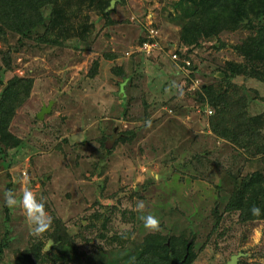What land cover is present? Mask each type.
<instances>
[{"label":"rangeland","instance_id":"obj_1","mask_svg":"<svg viewBox=\"0 0 264 264\" xmlns=\"http://www.w3.org/2000/svg\"><path fill=\"white\" fill-rule=\"evenodd\" d=\"M176 2L121 0L111 12L85 10L75 21L82 27L58 45L39 41L44 27L24 41L13 33L0 40V65L4 53L11 57L5 82L33 81L9 129L22 145L0 153V264H14L17 252L37 241L51 248L46 233L32 235L21 208L3 203L5 191L19 195L24 188L45 200L52 226L60 220L77 239L86 253L80 264L122 258L123 248L150 233L189 240L192 264H226L238 254V264H264V220L244 223L239 208L227 209L237 180L264 175V153L217 137L209 124L214 109L198 99L204 85L224 78L225 63L242 61L233 48L249 33L223 32L188 53L180 46ZM50 10L44 9L47 17ZM149 17L165 49L153 57L136 54ZM174 48L190 56L183 62L197 65L193 77L171 59ZM232 82L247 97L248 115H264V82ZM138 200L145 201L143 212L135 208ZM148 213L159 219L157 230L138 219ZM100 234L131 237L119 248Z\"/></svg>","mask_w":264,"mask_h":264},{"label":"trees","instance_id":"obj_2","mask_svg":"<svg viewBox=\"0 0 264 264\" xmlns=\"http://www.w3.org/2000/svg\"><path fill=\"white\" fill-rule=\"evenodd\" d=\"M112 0H0V40L8 33L18 35L21 40L30 39L32 33L40 27L45 33L39 41L44 44L58 45L73 38L82 27L75 21L85 10L101 9L106 11ZM124 2V0H122ZM182 28L180 46L188 53L200 49L204 44L219 41L223 32H235L240 29L248 31V36L240 44L234 46L241 62L229 61L220 69L224 78L218 85H204L198 92V99L208 103L214 109L209 124L212 132L219 138L228 140L240 149L251 146L264 153V115H248L247 97L241 95L232 81L239 77L252 78L264 82V0H178L174 4ZM51 8L48 17L44 9ZM109 14V13H108ZM105 14L107 17L109 16ZM48 21V22H47ZM47 22V23H46ZM111 22V21H108ZM147 29L138 45L147 40ZM61 41V42H60ZM164 51H157L156 53ZM181 60L177 61L182 72L193 77L197 65L190 60L187 65L182 60L190 56L176 51ZM143 55V53L136 52ZM0 65V153L19 148L22 140L10 132V125L17 109L30 96L33 85L31 79L18 76L7 83L4 76L12 70L11 57L4 53ZM98 62H94L91 75H95ZM236 122V123H235ZM132 133L126 132V136ZM122 137L119 141H127ZM111 153V148H106ZM231 192L227 209L239 208L241 221L264 220V175L259 172L237 180ZM253 206H259L262 213L254 217ZM93 217L97 218L96 214ZM131 236L112 235L108 238L100 234L99 238L123 248ZM51 248L46 251L45 241H37L25 251L17 252L14 264H80L85 252L77 245V239L69 232L60 220H56L46 233ZM86 239L85 242H89ZM193 243L183 237L168 238L161 233H150L132 247L123 248L126 254L114 261L104 264H192L194 261ZM102 260L104 256L101 254Z\"/></svg>","mask_w":264,"mask_h":264},{"label":"clouds","instance_id":"obj_3","mask_svg":"<svg viewBox=\"0 0 264 264\" xmlns=\"http://www.w3.org/2000/svg\"><path fill=\"white\" fill-rule=\"evenodd\" d=\"M145 123L148 127H151L150 120ZM3 203L9 209L17 207L22 209L25 221L29 225L33 236L40 237L51 229L52 217L46 210L45 200L38 198L32 189L24 188L19 195L13 189H8L3 194ZM145 207L144 200H138L135 205V208L141 212H143ZM250 211L254 217H259L262 213V209L259 206H253ZM138 219L146 230L154 231L159 228V219L151 213L141 214Z\"/></svg>","mask_w":264,"mask_h":264},{"label":"built area","instance_id":"obj_4","mask_svg":"<svg viewBox=\"0 0 264 264\" xmlns=\"http://www.w3.org/2000/svg\"><path fill=\"white\" fill-rule=\"evenodd\" d=\"M149 22L147 26V40L136 47L137 52L143 53L146 56H152L157 51H164V46L162 45L161 36L159 30L155 27V23L151 20V17L148 18ZM170 47V46H168ZM171 48V47H170ZM174 50L170 51V57L173 61H179V55ZM187 65H190V62H185Z\"/></svg>","mask_w":264,"mask_h":264},{"label":"water","instance_id":"obj_5","mask_svg":"<svg viewBox=\"0 0 264 264\" xmlns=\"http://www.w3.org/2000/svg\"><path fill=\"white\" fill-rule=\"evenodd\" d=\"M121 2V0H112L111 3H110V6L108 7V9L106 10L107 12H111L115 9L116 7V4ZM49 111L47 110H43L39 115H38V118L39 119H43L44 115L46 113H48ZM116 137H114L113 140H115ZM113 142V141H112ZM240 257H241V254H238V255H233L230 259V261H228L226 264H238L239 263V260H240Z\"/></svg>","mask_w":264,"mask_h":264},{"label":"crops","instance_id":"obj_6","mask_svg":"<svg viewBox=\"0 0 264 264\" xmlns=\"http://www.w3.org/2000/svg\"><path fill=\"white\" fill-rule=\"evenodd\" d=\"M168 46H170L172 48V47H175L176 45H172V44L170 45L169 44ZM149 57H153V56H149Z\"/></svg>","mask_w":264,"mask_h":264}]
</instances>
